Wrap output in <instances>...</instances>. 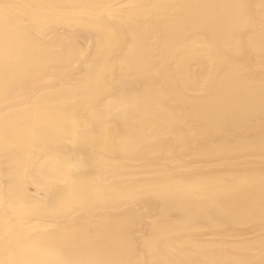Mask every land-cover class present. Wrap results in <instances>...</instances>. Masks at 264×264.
<instances>
[{
  "label": "bare ground",
  "instance_id": "1",
  "mask_svg": "<svg viewBox=\"0 0 264 264\" xmlns=\"http://www.w3.org/2000/svg\"><path fill=\"white\" fill-rule=\"evenodd\" d=\"M23 261L264 264V0H0Z\"/></svg>",
  "mask_w": 264,
  "mask_h": 264
},
{
  "label": "snow or ice",
  "instance_id": "2",
  "mask_svg": "<svg viewBox=\"0 0 264 264\" xmlns=\"http://www.w3.org/2000/svg\"><path fill=\"white\" fill-rule=\"evenodd\" d=\"M3 7H4V9H8V8L14 7V6L13 5H3ZM0 264H3V262H0ZM18 264H46V262H43V261H23V262H18Z\"/></svg>",
  "mask_w": 264,
  "mask_h": 264
}]
</instances>
